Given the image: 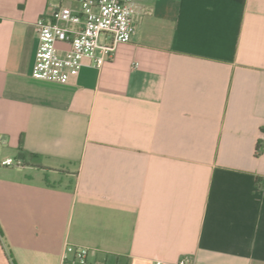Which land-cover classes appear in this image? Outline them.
<instances>
[{
	"label": "crops",
	"instance_id": "0c3cea01",
	"mask_svg": "<svg viewBox=\"0 0 264 264\" xmlns=\"http://www.w3.org/2000/svg\"><path fill=\"white\" fill-rule=\"evenodd\" d=\"M135 2L59 83L36 22L80 0H0V264H264V0Z\"/></svg>",
	"mask_w": 264,
	"mask_h": 264
},
{
	"label": "built area",
	"instance_id": "2783aa9c",
	"mask_svg": "<svg viewBox=\"0 0 264 264\" xmlns=\"http://www.w3.org/2000/svg\"><path fill=\"white\" fill-rule=\"evenodd\" d=\"M135 0H80L79 7L51 3L36 22L39 40L32 75L36 78L68 83L77 76L86 58L96 67L110 60L119 42H129L136 33ZM5 166L17 162L8 157ZM161 259L156 264H162ZM186 264L187 259H182ZM62 264H89V249L67 244Z\"/></svg>",
	"mask_w": 264,
	"mask_h": 264
},
{
	"label": "trees",
	"instance_id": "16d2710c",
	"mask_svg": "<svg viewBox=\"0 0 264 264\" xmlns=\"http://www.w3.org/2000/svg\"><path fill=\"white\" fill-rule=\"evenodd\" d=\"M262 150H263V141L260 140L259 143H258V145H257V150H256L257 151L256 152L257 155L260 154L262 152Z\"/></svg>",
	"mask_w": 264,
	"mask_h": 264
}]
</instances>
